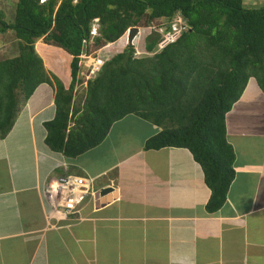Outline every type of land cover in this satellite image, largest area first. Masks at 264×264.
I'll use <instances>...</instances> for the list:
<instances>
[{
    "label": "crops",
    "instance_id": "0c3cea01",
    "mask_svg": "<svg viewBox=\"0 0 264 264\" xmlns=\"http://www.w3.org/2000/svg\"><path fill=\"white\" fill-rule=\"evenodd\" d=\"M47 49L67 55L35 43L52 84L19 105L0 138V264H264V94L254 80L225 117L235 175L225 204L208 214L201 167L184 149L144 151L159 129L140 118L115 122L101 144L75 159L47 147L55 84H68L70 63L67 55L68 78L56 79ZM126 121L139 129L125 137ZM65 174L98 191L79 213L49 219L44 191Z\"/></svg>",
    "mask_w": 264,
    "mask_h": 264
},
{
    "label": "trees",
    "instance_id": "16d2710c",
    "mask_svg": "<svg viewBox=\"0 0 264 264\" xmlns=\"http://www.w3.org/2000/svg\"><path fill=\"white\" fill-rule=\"evenodd\" d=\"M177 15L183 30L158 49L157 30L169 31ZM95 19L99 33L90 41ZM130 28L149 29L146 56H135L133 42H126L104 59L74 103L83 40L104 57L102 50ZM8 31L16 53L0 59V138L19 105L38 86L52 84L35 50L43 39L70 57L69 82L55 84V117L44 125L52 152L75 159L101 144L115 122L135 116L159 129L143 150L188 151L209 190L206 213L221 209L235 175L225 117L249 80L264 94V6L247 9L243 0H16L12 23L0 19V32Z\"/></svg>",
    "mask_w": 264,
    "mask_h": 264
},
{
    "label": "built area",
    "instance_id": "2783aa9c",
    "mask_svg": "<svg viewBox=\"0 0 264 264\" xmlns=\"http://www.w3.org/2000/svg\"><path fill=\"white\" fill-rule=\"evenodd\" d=\"M169 31L166 33L160 28L157 31L162 34V40L158 45V49H162L167 44L171 43L183 30V20L177 15L172 20L168 21ZM149 30V29H148ZM99 22L97 19L90 24V41L98 36ZM91 44V42H90ZM86 40L82 42L81 53L78 56L79 72L77 80H82L81 83L86 87V83L97 72L100 71L104 59L100 55V50L90 51V46L87 47ZM136 50L134 52L136 56ZM85 66V68H83ZM76 84V85H77ZM44 196L51 208L47 217L57 219L68 215L79 213V208L87 197H92L91 182L84 178L65 176L61 179L49 182L44 191Z\"/></svg>",
    "mask_w": 264,
    "mask_h": 264
},
{
    "label": "rangeland",
    "instance_id": "374dc122",
    "mask_svg": "<svg viewBox=\"0 0 264 264\" xmlns=\"http://www.w3.org/2000/svg\"><path fill=\"white\" fill-rule=\"evenodd\" d=\"M16 0H0V19H3L6 23H12L13 17H14V8H15ZM243 6L247 9H258L262 6H264V0H243ZM148 29L141 30L139 29L137 36L134 39L133 45L136 50V56L142 55L146 56L144 54V39L146 35L148 34ZM121 43H115L114 45H110V47L107 49L105 48L103 52L104 57L103 59H110L112 56H114L116 53L121 52L125 46H126V37L124 40L122 39L120 41ZM134 50V51H135ZM16 53V45L15 40L13 39L12 33L9 31L6 33L0 32V59H4L6 57H12ZM142 53V54H141ZM102 55V54H101ZM45 59V64L47 66V69L50 71L52 75L56 77V79H61L65 76V78H68V56L61 53V51L57 50H45V54H43ZM85 68V66L83 67ZM85 93V86L83 84H77L74 88V96L73 100L74 103L77 101H80L82 99V96ZM128 120L132 121L135 116H128ZM129 121H126L122 123V127L124 130L123 135L126 137L129 133V135L134 134L136 129L139 128L135 126H131V129L129 130ZM135 124H137L135 122ZM138 125V124H137ZM66 176V174H65ZM64 176V177H65ZM99 186L94 185L92 186V190L98 191L97 188Z\"/></svg>",
    "mask_w": 264,
    "mask_h": 264
},
{
    "label": "water",
    "instance_id": "95a60500",
    "mask_svg": "<svg viewBox=\"0 0 264 264\" xmlns=\"http://www.w3.org/2000/svg\"><path fill=\"white\" fill-rule=\"evenodd\" d=\"M138 33V29L137 28H130L128 31V35H127V43L131 44V42L133 41V39L136 37Z\"/></svg>",
    "mask_w": 264,
    "mask_h": 264
},
{
    "label": "clouds",
    "instance_id": "9594fccd",
    "mask_svg": "<svg viewBox=\"0 0 264 264\" xmlns=\"http://www.w3.org/2000/svg\"><path fill=\"white\" fill-rule=\"evenodd\" d=\"M138 31H139V29H138ZM127 35H128V32H127V34H126V36H123L120 40H119V43H121L120 41L123 39L124 40V38L126 37V42H127ZM137 36V35H136ZM135 39V38H134ZM134 39H133V41L132 42H134ZM109 45H111V44H109ZM108 45V46H109Z\"/></svg>",
    "mask_w": 264,
    "mask_h": 264
},
{
    "label": "bare ground",
    "instance_id": "6f19581e",
    "mask_svg": "<svg viewBox=\"0 0 264 264\" xmlns=\"http://www.w3.org/2000/svg\"><path fill=\"white\" fill-rule=\"evenodd\" d=\"M81 177V176H80Z\"/></svg>",
    "mask_w": 264,
    "mask_h": 264
}]
</instances>
